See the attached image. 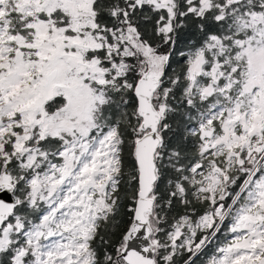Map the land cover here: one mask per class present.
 <instances>
[{"label": "snow or ice", "instance_id": "6c2138e0", "mask_svg": "<svg viewBox=\"0 0 264 264\" xmlns=\"http://www.w3.org/2000/svg\"><path fill=\"white\" fill-rule=\"evenodd\" d=\"M0 264H264V0H0Z\"/></svg>", "mask_w": 264, "mask_h": 264}]
</instances>
